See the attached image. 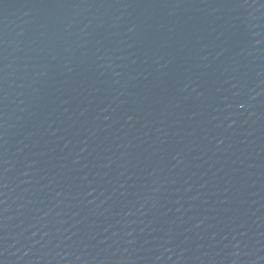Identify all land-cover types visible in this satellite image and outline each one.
<instances>
[{"label":"water","instance_id":"water-1","mask_svg":"<svg viewBox=\"0 0 264 264\" xmlns=\"http://www.w3.org/2000/svg\"><path fill=\"white\" fill-rule=\"evenodd\" d=\"M0 264H264V0H0Z\"/></svg>","mask_w":264,"mask_h":264}]
</instances>
